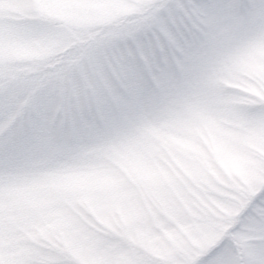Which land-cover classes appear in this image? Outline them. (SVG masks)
I'll list each match as a JSON object with an SVG mask.
<instances>
[{
    "label": "clouds",
    "instance_id": "obj_1",
    "mask_svg": "<svg viewBox=\"0 0 264 264\" xmlns=\"http://www.w3.org/2000/svg\"><path fill=\"white\" fill-rule=\"evenodd\" d=\"M229 2L169 0L189 28L165 37L161 91L142 76L163 62L159 0H36L43 29L0 43V137L21 154L0 169L6 255L192 264L208 233L239 264L264 248V216L241 222L264 191V0L201 7Z\"/></svg>",
    "mask_w": 264,
    "mask_h": 264
},
{
    "label": "snow or ice",
    "instance_id": "obj_2",
    "mask_svg": "<svg viewBox=\"0 0 264 264\" xmlns=\"http://www.w3.org/2000/svg\"><path fill=\"white\" fill-rule=\"evenodd\" d=\"M36 7V0H0V43L5 39L9 42L16 41L32 32L41 31L44 25L33 14ZM201 7L206 9L212 16L220 17L229 10L239 7V2L238 0H230L227 4L211 3L201 5ZM9 9H15V14L9 12ZM159 11L167 27L162 29L163 35L157 33L155 40L152 41V53L154 56L161 58L163 62H158V71L157 68L149 66L142 73V76L152 72L156 87L164 91L168 85V74L165 68L168 59L166 48L163 46L165 37L179 42L187 36L186 30L189 28V21L171 7L169 0H159ZM100 75H103V73H100ZM128 87L132 91L138 90L137 84ZM0 112H5L2 100H0ZM20 162L19 147L11 138L5 142L0 137V169H12ZM261 216H264V191L252 198L243 207L241 222L246 223L248 220H255ZM11 222V218H9V223ZM236 227H239V224ZM3 229L4 220L3 217H0V238H2ZM34 256L35 259H33ZM0 264H59V262L47 253H32L20 250L6 255L2 251V245H0ZM167 264H173V262L168 261ZM192 264H239V262L228 239L221 240L218 236L208 233L205 243L201 245V251L193 258ZM248 264H264V248L251 249Z\"/></svg>",
    "mask_w": 264,
    "mask_h": 264
},
{
    "label": "rangeland",
    "instance_id": "obj_3",
    "mask_svg": "<svg viewBox=\"0 0 264 264\" xmlns=\"http://www.w3.org/2000/svg\"><path fill=\"white\" fill-rule=\"evenodd\" d=\"M15 9H9V12H11V13H13V14H15Z\"/></svg>",
    "mask_w": 264,
    "mask_h": 264
}]
</instances>
